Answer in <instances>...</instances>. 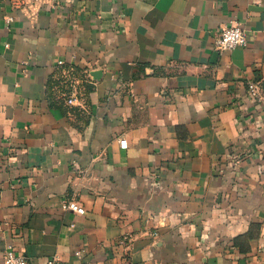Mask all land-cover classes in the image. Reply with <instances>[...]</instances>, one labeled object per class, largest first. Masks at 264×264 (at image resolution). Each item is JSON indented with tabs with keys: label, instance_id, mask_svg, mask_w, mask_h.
I'll return each instance as SVG.
<instances>
[{
	"label": "crops",
	"instance_id": "1",
	"mask_svg": "<svg viewBox=\"0 0 264 264\" xmlns=\"http://www.w3.org/2000/svg\"><path fill=\"white\" fill-rule=\"evenodd\" d=\"M255 82L264 0H0V264H264Z\"/></svg>",
	"mask_w": 264,
	"mask_h": 264
},
{
	"label": "built area",
	"instance_id": "2",
	"mask_svg": "<svg viewBox=\"0 0 264 264\" xmlns=\"http://www.w3.org/2000/svg\"><path fill=\"white\" fill-rule=\"evenodd\" d=\"M248 43L247 34L244 27L238 23H232L228 27L221 30L219 36L215 39V49L218 52L225 53L235 50L239 47H246ZM249 93L254 101L264 107V87L259 82L250 83ZM77 93L73 89L70 98L68 99L69 105H76L77 103ZM237 162L239 159L234 158ZM63 209L67 211H73L79 215L85 213V209L74 201H67L63 203ZM129 241L125 238L121 244L125 245ZM3 264H29L28 258L16 252L15 248L10 247L4 254ZM47 264H66L61 261L58 257H53L49 259Z\"/></svg>",
	"mask_w": 264,
	"mask_h": 264
},
{
	"label": "trees",
	"instance_id": "3",
	"mask_svg": "<svg viewBox=\"0 0 264 264\" xmlns=\"http://www.w3.org/2000/svg\"><path fill=\"white\" fill-rule=\"evenodd\" d=\"M260 228V225L253 224L246 234L235 238V246H237L242 253L249 252L250 242L259 236Z\"/></svg>",
	"mask_w": 264,
	"mask_h": 264
},
{
	"label": "water",
	"instance_id": "4",
	"mask_svg": "<svg viewBox=\"0 0 264 264\" xmlns=\"http://www.w3.org/2000/svg\"><path fill=\"white\" fill-rule=\"evenodd\" d=\"M101 74H102V71H94V72H92V76L97 78V79L100 78Z\"/></svg>",
	"mask_w": 264,
	"mask_h": 264
}]
</instances>
